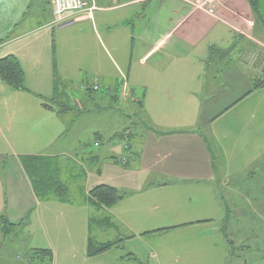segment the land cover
<instances>
[{
	"label": "crops",
	"instance_id": "1",
	"mask_svg": "<svg viewBox=\"0 0 264 264\" xmlns=\"http://www.w3.org/2000/svg\"><path fill=\"white\" fill-rule=\"evenodd\" d=\"M38 1L34 9L36 0H0V58L15 55L26 75V90L0 78V216L16 224L28 217L27 251L51 249L52 264H264V253H235L250 245L235 246L227 232L234 224L244 230L233 221L238 176L250 179L252 166L264 162V87L249 93L264 74L254 61L264 53V33L256 36L248 1L216 0L210 11L204 0H85L97 9L67 24L54 22L53 0ZM211 47L225 57L210 61ZM119 82L122 104L137 105L138 120L126 123L121 103L120 112L79 105L71 120L55 109L69 87ZM50 100L53 109L43 105ZM97 113L106 114L107 127L68 141L79 120ZM121 131L131 134L129 151L113 138ZM89 145L95 150L81 156L85 163L68 156ZM28 155L46 158L53 180L67 188L64 158L81 166L70 177L81 181L84 197L72 199L68 188V199L54 192L40 199L21 159ZM99 184L124 198L109 208L88 203ZM90 239L123 241L89 256Z\"/></svg>",
	"mask_w": 264,
	"mask_h": 264
},
{
	"label": "rangeland",
	"instance_id": "2",
	"mask_svg": "<svg viewBox=\"0 0 264 264\" xmlns=\"http://www.w3.org/2000/svg\"><path fill=\"white\" fill-rule=\"evenodd\" d=\"M40 4V2L38 0H36L35 5H34V9H37L38 5ZM261 10L262 12L264 11V0H261ZM45 14L46 18H50V11H46L43 12ZM256 36H258L259 34H261L262 32L264 33V25L263 22L259 23L256 26ZM255 45L257 46L258 44L255 43ZM256 60V61H255ZM255 62H260V64L262 65V63L264 64V53L263 52H255ZM257 64V63H256ZM218 72H220L219 70H215L213 73L218 74ZM219 76L221 74H218ZM264 78V74L261 75H257L256 76V80L258 79H262ZM67 92L69 93V98L68 100H66L63 97H58L57 102L55 103V106H60V105H68L69 108L71 109L70 112H65L62 116H64L65 119L71 120L74 116V114L76 113L78 109L79 105H84V106H94L98 103V102H90L89 100H87L88 96H87V90H80L79 87H69L66 89ZM123 97L125 98V96L123 95ZM87 101H86V100ZM51 104H53V102L47 101ZM107 102V101H106ZM127 105V102L125 103ZM122 104L123 108H124V113L126 114V116H130L131 119L130 121H127L125 118V122L129 123L132 122L133 120H138L139 117L138 116H134L133 115V111L138 109L137 105H134L133 103H128L130 104V108L131 109H125L126 105ZM96 112V111H95ZM106 114H98L97 115H93V114H89V115H85L83 117L82 120H79V124H77V126L74 128V130L68 135V141L70 139H75L78 134L79 137L82 138L83 141L85 140H89L93 137V128H102L104 126L107 127V119H106ZM76 122V121H75ZM110 128H108L109 130ZM209 134V133H208ZM84 136V137H83ZM125 142V141H124ZM75 149H72V151H68L66 150L65 153L68 154L70 157H72V159L74 161H77L76 159V155L79 156L78 161L80 164L85 163L82 162V157L83 154L89 152V151H93L95 150V147L93 145H89L87 148L82 149V147H80L78 149V151H74ZM77 152V153H76ZM263 160V159H262ZM137 162V160L135 159V157L130 158L129 159V164L130 166H134V164ZM64 168H63V172H62V180L67 183V185L69 186L68 188L70 189V196L72 199L74 200H80L84 197V194L81 190V181L78 180H74L72 177H70L71 174H75V173H79L81 166L77 165L75 162L68 160V157L64 158ZM50 172H53V168L54 165L50 164ZM44 168V167H43ZM255 173L251 175L250 179H247V176L245 175H240L239 177V181H240V186H242V190L240 191L241 196H238V199H236V203H234V200L232 197L229 196V194L226 193L224 187L220 188L221 191L223 192V194L226 197V201L228 206H239V210L240 212L238 213V215L236 216V214L233 215V221L237 223V227H241V225H246V227L243 225L244 230L237 229V231H235V225L231 228H227V232L228 235L230 237V239H232V242L235 244V246H240L241 244H249L250 245V249L243 251H235V253L237 252V254L242 255V256H246L247 254H255V253H264V212H262L261 210H264V162L260 163V164H256L254 166H252V169ZM46 173V170L44 168V172L43 174ZM247 174V173H246ZM243 179H245L243 181ZM249 187V189L251 190V192H249L251 195V197L254 196V198L259 199L258 201L256 199H253L254 204L256 206H258L259 208L257 210H255V213H251L250 209L248 208L249 206H251V202L247 199V194H246V188ZM71 199V200H72ZM252 200V199H251ZM256 202V203H255ZM233 206V207H234ZM253 224L255 225L253 227ZM253 227V228H252ZM251 228V229H250ZM98 228H95V230ZM23 232V236L22 235H11V236H7V237H1V233H0V264H28V254H27V249L24 246V241L27 242V238H26V233L24 231ZM21 232V233H22ZM20 236V237H17ZM103 240H110L111 235L109 233H103ZM238 264H240V262H238Z\"/></svg>",
	"mask_w": 264,
	"mask_h": 264
},
{
	"label": "trees",
	"instance_id": "3",
	"mask_svg": "<svg viewBox=\"0 0 264 264\" xmlns=\"http://www.w3.org/2000/svg\"><path fill=\"white\" fill-rule=\"evenodd\" d=\"M247 1L252 9L255 18V26H257L261 22H263L264 25V13L261 10V0ZM224 55L225 53H222L216 47H211L210 61L218 56L223 58L225 57ZM0 78L3 83L14 88L15 90H26V75L19 59L15 55H7L0 58ZM95 85L97 84H94V86L87 88L88 95L94 94L95 96H97L98 103L94 107L95 110L105 109L109 111L120 112L122 109L120 107V103L122 104V100L124 98V92H122L123 82L117 83L114 87L103 86L99 88V86L97 85L98 88H95ZM262 87H264V78L255 80L253 87L249 91V93ZM43 105L45 107L53 109V106L49 102H43ZM138 105L141 107L142 101H140ZM55 109L56 111L63 113L70 108L60 105L59 108L56 107ZM113 138H119L121 140H124L125 144L131 145L130 132L128 133L127 131H121L119 133H116ZM21 159L24 168L28 172L33 182L36 193L39 194L38 196L40 199L47 198L46 196H43V193L48 194V192H54V194L57 197L62 198V200L68 199V188L64 184L53 180L52 172L49 171V169L51 168L50 162L46 158L28 155L22 157ZM43 167L46 170L45 174H43ZM124 196L125 194L121 192V190L117 187L109 184H99L89 191V195L87 196L86 200L92 205L109 208L117 204L124 198ZM27 221L28 217H26L24 221H22V223L16 224L11 222L6 215H1V237L19 234L23 236L22 231L27 226ZM122 241L123 239L97 244L90 239L88 244V255L95 256L104 253L114 247L122 246ZM26 252L28 254V264H52L53 252L49 248H30ZM128 256L137 260V258L131 253H129Z\"/></svg>",
	"mask_w": 264,
	"mask_h": 264
},
{
	"label": "built area",
	"instance_id": "4",
	"mask_svg": "<svg viewBox=\"0 0 264 264\" xmlns=\"http://www.w3.org/2000/svg\"><path fill=\"white\" fill-rule=\"evenodd\" d=\"M216 0H204L203 6L207 10L211 11V5ZM97 9L96 5H88L85 0H53V12H54V22L56 24H67L70 23L73 19H70L76 15L82 13H91ZM95 88H98L95 85ZM125 148L129 151L128 144H125ZM122 162H127V155L122 157Z\"/></svg>",
	"mask_w": 264,
	"mask_h": 264
}]
</instances>
